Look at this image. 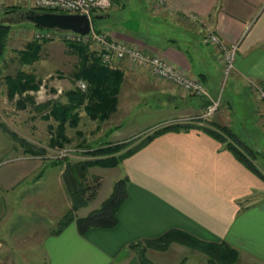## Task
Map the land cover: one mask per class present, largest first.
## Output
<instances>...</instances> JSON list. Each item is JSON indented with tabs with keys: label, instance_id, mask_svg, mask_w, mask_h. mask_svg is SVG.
Instances as JSON below:
<instances>
[{
	"label": "crops",
	"instance_id": "obj_1",
	"mask_svg": "<svg viewBox=\"0 0 264 264\" xmlns=\"http://www.w3.org/2000/svg\"><path fill=\"white\" fill-rule=\"evenodd\" d=\"M162 1L113 0L107 11L93 12V26L198 76L211 95L220 98V109L209 121L196 120L207 104L205 98L152 76L147 68L137 67L128 59L107 64L123 73L117 109L107 119L113 122L110 130L119 128L117 143L132 138H137V143L154 132L149 133L150 129L181 119H194L191 123L195 127L156 135L119 166L104 168L107 174L116 175L102 176L96 198L75 211V220L60 233L50 225L53 219L59 222L72 207L65 186L60 184L62 203H38L46 209L49 220L35 223V232L26 238L40 241L44 264H139L138 252L131 245L173 229L205 242L228 244L239 252L234 264H264V180L224 142L200 127L227 128L233 142L264 173V101L251 87V82L264 85V0ZM95 19L101 28L95 27ZM211 31L229 44H240L235 69L224 90L229 87L243 96L240 103L234 95L224 94L218 50L204 39ZM48 46L53 50L59 47L65 56L75 59L66 79L72 85L73 74L81 64L79 56L69 52L66 43ZM71 89L60 100L66 102ZM34 171L16 167L0 175V187L13 192ZM123 177L129 178V184L117 225L92 227L81 234L76 219L98 208ZM7 200L0 204V225L14 214L13 201ZM25 200L32 201L30 196ZM17 239L13 235L9 238L11 242ZM4 247L1 242L0 249ZM147 256L157 264H208L206 254L178 243L166 250L149 248Z\"/></svg>",
	"mask_w": 264,
	"mask_h": 264
},
{
	"label": "trees",
	"instance_id": "obj_2",
	"mask_svg": "<svg viewBox=\"0 0 264 264\" xmlns=\"http://www.w3.org/2000/svg\"><path fill=\"white\" fill-rule=\"evenodd\" d=\"M22 7L12 6L7 12L17 13ZM40 10V9H39ZM11 25L0 22V76L2 73L1 63L7 50ZM45 41L36 39L27 43L24 50L18 52V58L23 65H32L41 58V51ZM71 53H77L80 58V66L73 74L75 81H83L86 88L75 86L67 91V101L60 99L37 103L30 91H38L41 86L40 79L31 73L19 70L15 75H7L5 81L8 86V98L16 101L20 109H26L32 104L37 110L43 111L41 115L45 120H53L57 124L50 125L52 131L50 146L65 148V144L71 143L72 138L66 133L67 126L77 128L81 121V109L93 120L105 121L116 111L118 105V94L123 79V73L118 69H112L103 63L98 55L92 53L88 46L75 43H66ZM202 80V79H201ZM26 93V94H25ZM195 127L194 123L168 124L156 129L142 141L134 144L135 140L121 143H107L100 147H86L83 155L85 159L68 161L64 158L55 159L53 163L65 164L63 179L65 188L72 201L71 209L59 221L55 233H60L66 226L75 220V211L87 206L94 200L101 187L100 177L94 176V183L88 182L87 173L91 167L111 168L119 166L122 161L133 155L144 145L150 142L156 135L170 130H189ZM202 127L226 144V147L237 156L251 171L264 180V173L256 166L253 160L245 154L230 138L227 128L215 129ZM77 135L82 136V131L77 130ZM25 147L24 151L36 155L37 152L27 148V140H21ZM29 145V144H28ZM84 146V145H83ZM129 178L123 177L115 182L112 192L102 204L90 212L87 216L76 219L79 232L85 234L92 227L113 228L118 223V212L127 197ZM241 209H244L243 207ZM178 243L189 248L199 250L207 255L208 264H234L239 258V252L226 243L205 242L197 239L191 234L173 229L162 236L134 243L131 246L138 252L139 264H157L147 256L149 248L166 250L171 244Z\"/></svg>",
	"mask_w": 264,
	"mask_h": 264
},
{
	"label": "rangeland",
	"instance_id": "obj_3",
	"mask_svg": "<svg viewBox=\"0 0 264 264\" xmlns=\"http://www.w3.org/2000/svg\"><path fill=\"white\" fill-rule=\"evenodd\" d=\"M12 6L14 5L6 7L5 12H0V22L11 25L7 50L4 61L1 63L2 73L0 76V175H6L16 167L34 169L35 171L21 182L13 192H5L0 187V204L1 202L5 204L7 199H10L13 201L12 210L14 211L13 215L10 214V219L0 225V243L2 242L5 246L4 249H0V264H44L45 254L42 251L40 241L27 239L26 236L31 231L35 232V223L43 219L49 220L46 216V209L39 207L40 204L38 203L45 200L63 202L61 186L62 184L65 186L63 179L65 164L64 162L55 164L53 160L64 158V160L74 162L85 159L83 153L87 149L86 147H100L107 143H117L119 128L110 130V125L113 126V122H109L111 120H92L85 116V112L81 110L83 119L78 128L67 126L66 129V133L72 138V142L65 144V148L50 146L52 133L50 125L57 123L42 118L41 115L44 112L37 110L32 104H28L26 109H20L16 104L20 98L19 94L15 96L14 100L8 98V86L5 77L7 75L13 76L19 70L35 74L40 79L41 86L38 91H30V94L35 97L37 103L55 99L64 100V92L68 88L80 87L79 81L73 80V84L70 85L66 80L69 78V71L75 59L65 56L64 52H61L57 46L54 50L49 48L48 45H53V43L65 44L60 40H51L45 41L46 44L44 43L42 48L40 60L32 65L21 64L18 52L24 50L27 43L34 40V30L38 26L28 21H20L16 12H7L6 10ZM95 27L101 28L97 19H95ZM225 88L224 84L223 91ZM228 88L227 91H224L225 96L234 95L238 103L242 102L243 96L231 92ZM77 129L82 131V136L77 135ZM156 129H150L148 132L151 133ZM23 139L27 140L29 144H26V147L36 151V155L24 151L25 147L21 143ZM132 140L136 141L137 138L130 139V141ZM107 173V170L102 167H91L86 177L88 182L94 183L93 177L98 176L102 184V176L111 178L116 175V172L110 175ZM26 196H30L32 201L26 202ZM51 222L50 226L55 230L58 229V220L53 219ZM2 228L3 230H1ZM17 233H19L20 238ZM12 235L17 236L18 239L11 242L9 238ZM33 235L36 236V233Z\"/></svg>",
	"mask_w": 264,
	"mask_h": 264
},
{
	"label": "built area",
	"instance_id": "obj_4",
	"mask_svg": "<svg viewBox=\"0 0 264 264\" xmlns=\"http://www.w3.org/2000/svg\"><path fill=\"white\" fill-rule=\"evenodd\" d=\"M21 5L29 8L59 13L85 14L91 22L92 28L88 34H81L73 30L48 29L38 27L34 30V39L38 41L60 40L65 43H75L88 46L91 52H96L105 64H112L118 60L128 59L137 67L147 68L151 75L163 81L172 82L188 94L199 96L207 100L200 121H209L218 112L221 106L220 98L211 95L209 89L198 76L181 71L171 64L165 57L146 52L142 47L131 45L124 41L109 37L105 32L97 31L93 26L92 15L95 10L107 11L111 8L113 0H0V12L11 5ZM163 3L162 0H158ZM197 19L196 15H192ZM205 42L214 45L218 50L219 61L223 74V85L235 69L239 43H227L216 33L206 32ZM79 86L86 88V83L80 81ZM251 87L257 95L264 100V85L251 82ZM194 119H181L175 123H191Z\"/></svg>",
	"mask_w": 264,
	"mask_h": 264
},
{
	"label": "water",
	"instance_id": "obj_5",
	"mask_svg": "<svg viewBox=\"0 0 264 264\" xmlns=\"http://www.w3.org/2000/svg\"><path fill=\"white\" fill-rule=\"evenodd\" d=\"M17 14L20 21H28L42 28L73 30L81 34H88L92 28V22L85 14L59 13L34 8L21 9Z\"/></svg>",
	"mask_w": 264,
	"mask_h": 264
}]
</instances>
